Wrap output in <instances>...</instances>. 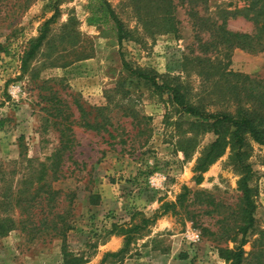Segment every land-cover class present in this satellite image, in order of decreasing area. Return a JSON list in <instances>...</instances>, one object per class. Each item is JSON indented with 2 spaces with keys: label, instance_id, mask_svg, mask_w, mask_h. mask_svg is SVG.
I'll return each instance as SVG.
<instances>
[{
  "label": "rangeland",
  "instance_id": "obj_1",
  "mask_svg": "<svg viewBox=\"0 0 264 264\" xmlns=\"http://www.w3.org/2000/svg\"><path fill=\"white\" fill-rule=\"evenodd\" d=\"M107 1L129 32L121 47L111 25H88V0H0V264H100L124 246L115 228L166 204L175 208L103 264H229L220 249L240 242L226 241L241 196L232 146L197 171L215 136L121 61L180 86L202 111L264 115V33L251 52L219 42L213 29L253 34L251 2ZM244 160L256 210L243 250L255 264L264 257V147L248 139ZM40 186L54 202L27 205Z\"/></svg>",
  "mask_w": 264,
  "mask_h": 264
},
{
  "label": "trees",
  "instance_id": "obj_2",
  "mask_svg": "<svg viewBox=\"0 0 264 264\" xmlns=\"http://www.w3.org/2000/svg\"><path fill=\"white\" fill-rule=\"evenodd\" d=\"M207 0H193L195 6L205 5ZM251 7L248 10L249 17L256 25L255 32L253 34L232 32L225 28L224 25L213 26L218 36L219 42L226 43L230 48H240L243 50L255 52L260 50V44L258 40L261 39L262 33H264V0H250ZM88 18L87 23L89 26H106L111 25V30L115 34L118 46L121 47L124 40L129 38V32L125 29L120 18L117 16L110 3L107 0H88L87 4ZM58 10L54 9L52 17L46 21L42 28L39 37L35 40L30 48L27 58L33 57L35 52L41 46L45 39L47 28L50 22L57 15ZM197 16V13H195ZM197 20H204L201 17H197ZM201 24H198V26ZM199 26V27H200ZM123 69L135 78L143 81L149 88H152L158 93L166 94L171 102L180 109V111L193 118L201 127L208 132H211L215 139L208 146L205 154L199 159L196 165V170L203 172L208 166L213 164L218 158H220L226 146L230 143L233 148V161L234 165L240 171L241 178L238 182V188L241 192L239 199V207L237 213V229L235 235L230 236V232L226 234V241L230 239L234 241L240 236L239 244L233 249H220V255L226 257V261L229 264H245L247 258L244 257L243 246L246 243L247 234L255 226L254 213L256 210L255 196L256 191L251 186L252 169L249 164L244 160V149L246 147V141L252 140L256 144L264 147V115L262 114H249L246 112H238L236 115L230 114H216L208 113L200 110L199 108L190 105L180 86L171 85L168 83H159L155 75L148 72L133 69L125 60L121 61ZM250 82H252L250 80ZM261 100L264 98V94H260ZM86 127H92L88 123H85ZM204 130V131H205ZM58 161V160H56ZM42 179H39L41 181ZM40 190H36V194H31L24 199L27 205H31L36 200L45 202L46 206H49L55 200V192L51 191L49 187H39ZM184 195L178 198L181 203V199ZM170 208H175V204H166L163 211L160 214L154 215L153 218H145L144 216L136 213L131 217V220L135 219V216L140 217L138 224L122 225L118 229L119 234L124 236V246L116 253H106L101 260L100 264H103L107 258H116L125 253L132 239L139 233V231L145 229L148 225L153 224L160 216L166 214ZM55 232H64L63 228H52ZM69 229V228H67ZM255 264H264V257L258 260Z\"/></svg>",
  "mask_w": 264,
  "mask_h": 264
},
{
  "label": "built area",
  "instance_id": "obj_3",
  "mask_svg": "<svg viewBox=\"0 0 264 264\" xmlns=\"http://www.w3.org/2000/svg\"><path fill=\"white\" fill-rule=\"evenodd\" d=\"M4 70V66H3V63L2 61L0 60V74L2 73V71ZM191 242L193 243H196V242H199L200 241V237L198 234H194V233H191L187 236Z\"/></svg>",
  "mask_w": 264,
  "mask_h": 264
},
{
  "label": "crops",
  "instance_id": "obj_4",
  "mask_svg": "<svg viewBox=\"0 0 264 264\" xmlns=\"http://www.w3.org/2000/svg\"><path fill=\"white\" fill-rule=\"evenodd\" d=\"M113 242H110L109 244L111 245Z\"/></svg>",
  "mask_w": 264,
  "mask_h": 264
}]
</instances>
